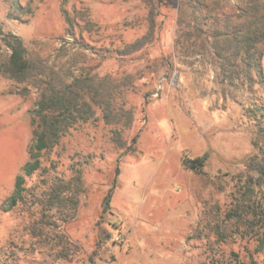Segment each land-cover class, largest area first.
<instances>
[{
	"label": "rangeland",
	"instance_id": "374dc122",
	"mask_svg": "<svg viewBox=\"0 0 264 264\" xmlns=\"http://www.w3.org/2000/svg\"><path fill=\"white\" fill-rule=\"evenodd\" d=\"M17 1L28 9L9 15L10 0H0V32L19 36L56 67L77 57L100 75L130 77L117 101L133 113L126 144L138 136L123 150L101 119L77 125L41 154V167L26 178V204L8 210L16 176L30 160L38 93L0 75V264H210L230 252L247 258L255 243L224 214L235 176L254 153V123L244 110L264 104L263 90L225 87L206 57L176 47V3L160 9L150 44L122 54L148 31L141 0ZM7 53L0 38V54ZM261 71L264 78V53ZM204 154L200 171L182 164ZM74 169L83 181L75 209L68 199L43 209L42 192ZM252 200L264 207L263 187ZM217 231L228 234L225 242ZM254 258L264 264L263 254Z\"/></svg>",
	"mask_w": 264,
	"mask_h": 264
},
{
	"label": "trees",
	"instance_id": "16d2710c",
	"mask_svg": "<svg viewBox=\"0 0 264 264\" xmlns=\"http://www.w3.org/2000/svg\"><path fill=\"white\" fill-rule=\"evenodd\" d=\"M9 1V0H5ZM147 9L148 31L126 46L122 54L133 53L153 41L160 24V9L170 3L177 4L174 44L188 55L206 57L215 69V79L228 88L238 90L258 86L264 92L261 58L264 53V0H141ZM10 12L27 10L17 0H10ZM65 20L70 24L69 17ZM8 50L0 54V75L15 83H26L35 88L38 97L34 103L30 160L16 176L14 189L6 199V209L26 204L29 188L26 178L41 167L40 156L58 144L60 138L77 125L101 119L111 126L112 141L123 150L132 149L138 133L130 144L123 132L133 123L130 108L118 104V89L130 83V77H117L110 73L98 74L94 66L81 63L77 57L56 67L30 52L21 38L11 32H0ZM244 115L254 123L252 147L254 153L247 158L244 170L235 176L232 202L225 211V220L243 226L241 235L255 243L247 258L237 252L231 257L217 259L210 264H255L254 254L264 256V207L254 204L252 196L264 188V104H250ZM207 155L183 159L182 164L195 171L205 165ZM83 192L81 169H74L67 181L58 180L42 192L40 206L50 209L65 204L68 199L75 209L78 195ZM63 193H71L64 198ZM110 195L103 198L102 213L109 208ZM45 205V207H44ZM42 220V218H40ZM41 223L43 221H40ZM35 229V226L33 227ZM240 229V228H239ZM218 240L225 242L228 234L217 231ZM63 258V256H59ZM264 261V259H263Z\"/></svg>",
	"mask_w": 264,
	"mask_h": 264
}]
</instances>
